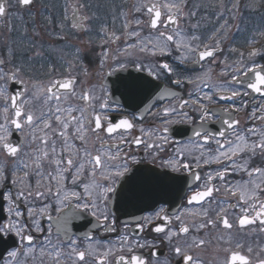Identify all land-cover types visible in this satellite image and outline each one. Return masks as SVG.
<instances>
[{"label": "flooded vegetation", "instance_id": "1", "mask_svg": "<svg viewBox=\"0 0 264 264\" xmlns=\"http://www.w3.org/2000/svg\"><path fill=\"white\" fill-rule=\"evenodd\" d=\"M188 1V0H187ZM5 2V0H0ZM164 0H34V3L25 8L16 3V0H6L8 5L7 14L0 17V60L4 63L0 64V70L3 73L11 74L18 68L21 69L17 77V81L22 83H12L9 81L7 90L8 94L21 93L20 100H30L26 104L25 110H31L39 115L40 111L47 112V107L43 105V96L40 99L33 97L34 92H38L39 88H46L49 82L56 79H64L69 76L74 77L75 95L68 94L67 101H63L64 89H59L62 95L61 107L67 108L71 105L75 109H83V118L86 127L87 148L95 155L98 151L116 153L119 151L123 157L125 153L129 155H137L138 157H147L143 163L134 165L136 168L148 169L153 168L156 172L167 171L168 176L177 177L175 180L167 181L163 187L154 191H148L139 198L132 200H117L112 197V203L108 208L109 221H97L95 217L88 212L81 213L78 217H72L68 222V234L63 231V225L58 229L56 223L57 213L55 206L50 210L53 217L52 220L47 217H41L40 223L45 229L43 233L32 231L34 241L31 245L26 242L20 246V255L16 258H10L6 254L0 264H57L55 254L60 253L59 264H98L103 259V253L112 249V254L107 257L108 264H115L116 259L120 255L128 257L131 253L125 247L120 248V239L122 235H128L129 239L139 238L155 239L156 247L151 251H156V257L150 256V250L137 249L138 254H143L153 264H183L172 251L177 244L184 248L185 251L200 262V264H225L230 256L231 251H236L249 258L251 264H258L259 260L264 259V225L257 220L254 224H250L241 228L238 224V217L242 214L239 209H229L226 213L229 222L233 225L231 229H224L221 224L215 227L209 226L199 229L200 223H206L207 219H215V211H218L219 202L227 200L231 204L237 203V198L227 194L224 191V184L219 179H214L211 184L221 189L220 192H214L212 198H208L199 204H189V198L198 190H203L206 176L215 173L223 168L229 167L232 161L225 160L222 164L216 163L212 159L217 155L216 149L219 147L215 140L221 143L231 139L235 141V134H244L249 141L259 139V133L264 132V120L257 119L264 115V109L259 106L264 104V97L259 94L251 93L248 96H241L235 100H221L220 96H228L231 94L228 89H239L242 92L244 88L240 84L230 83L233 74L247 80L250 77H244L243 72H235L237 68H243L244 65H251L253 62L264 65V27H261L257 35H254L256 28L241 26L243 14L252 16L251 11H241L237 17V25L233 27L220 26V20L223 19L219 10L214 14L213 27H189L186 28L188 34L198 35L200 47L196 52H188L185 48L177 49L176 47V31L170 26L165 28L163 23L157 29H151L148 26L149 14L144 5L149 3H163ZM83 4L84 7L79 6ZM73 5L79 8L78 16H87L89 19L85 22L87 31L79 28H73L76 23L73 19ZM140 8V11H136ZM165 15L161 20L166 19ZM236 12L234 11V14ZM230 15L233 12H229ZM264 22V10L259 13ZM67 16V19H65ZM244 17V18H245ZM142 23L137 26L136 21ZM180 20V18H179ZM222 22V21H221ZM179 23V22H178ZM63 24V30L60 25ZM125 24L128 25L125 28ZM139 32V36H132L130 33ZM159 32L172 34L175 42H168V52L170 54L164 56H153L150 52H141L139 48L142 46L141 41L146 43L145 38H155ZM39 33V35H37ZM115 33L119 40L113 42L108 40L107 36ZM163 40V38H161ZM211 41V42H209ZM217 42H219L217 44ZM255 49L260 50L261 54L249 59L248 53L252 50V44ZM207 44L214 49V55L208 57L203 62L198 59V52L204 50ZM135 45V47H129ZM149 47H151L149 45ZM79 50V51H77ZM108 52V57L101 65L102 53ZM39 53V55H37ZM243 53V57L241 56ZM184 62L181 63L180 61ZM124 64L123 70L112 72L113 67L118 63ZM168 63L177 69L180 76L169 75L161 71L159 79H154L147 74V68L155 67L157 63ZM145 66L144 71H137V65ZM71 65V67H69ZM109 73H112L111 75ZM250 75V74H249ZM180 78L183 80L181 85H176L173 80ZM193 81L189 83L188 81ZM3 81H0L2 84ZM26 89V91H24ZM85 90L90 91L93 96L101 97L107 101V107L100 109L101 101H92L91 106L84 100L80 99V94ZM212 96L209 101L205 97ZM189 101L183 109L179 107L182 101ZM192 101H199L207 106L210 110L211 119L204 122L203 128L215 135V140L205 143L202 137H196L194 131L200 128L201 121L199 112L194 109L198 108V104ZM4 101L0 100V106ZM54 102H49L51 106ZM246 104V107L242 106ZM233 106L239 108V111H233ZM175 107L177 114L165 117L162 115L165 108ZM257 108L253 116V109ZM228 111L225 112L224 110ZM187 112L193 119L186 122L182 120L179 112ZM110 117L113 122H118L121 118L131 120L135 127L125 133L123 138L125 141H131L135 137L152 143H162L157 140L158 136H167V142L163 143L164 151L160 153L163 158L179 159L183 153L184 162L192 165L188 171L172 172L160 167V160L154 163L151 157L145 152L144 144L139 146L131 143H120L121 134H114V138L108 137L101 133V138L105 142L103 148L101 141L97 140L95 135L88 128V122H92L94 126V117L96 114ZM161 113V115H157ZM13 112L10 108L9 116ZM62 118L65 114H61ZM72 115L80 118V111H73ZM175 121L173 123L164 124V120ZM238 120L239 124L234 129H229L223 120ZM0 122H3L0 117ZM107 120L102 121L105 125ZM53 129H59V125L55 122L54 117L51 120ZM39 127H25L23 132H17L18 142L14 144L20 145V153L17 158L7 156L0 149V165L5 166V170H10L13 165L23 159L29 163L31 167L30 182L35 190V184L40 177L35 175L36 168L33 163L36 156L41 155L37 149H43L45 146L41 143V137L47 132L48 145L47 150L51 153L53 141L57 149V155L63 153L67 156L69 152H75L80 149V155H83L84 145L78 139H75L73 133L75 130V122L69 128V149L64 141L52 129H43V125L38 121ZM167 127L169 130L164 133L162 129ZM145 129L141 132L140 129ZM255 128L257 135L247 132V129ZM123 131V130H121ZM219 131H224L225 136H219ZM33 136L36 138L33 139ZM203 136V132H202ZM14 137H10L11 140ZM195 145H203L198 148ZM118 146V147H116ZM227 147V145H226ZM224 149H221L223 151ZM150 151H157L155 148ZM201 153H204L201 156ZM250 153H244L241 157H236L238 163H243V159ZM199 157L201 166L196 167L194 158ZM204 159H209L208 164H203ZM223 160V157H221ZM122 159L116 161H108V164L122 163ZM41 171L45 174L49 171H55V164L52 162L51 154L48 159H41ZM264 167V158L260 155L254 157L249 168ZM193 173H199L201 179L196 180ZM23 175V172H20ZM97 181L101 184L106 183L100 172H97ZM253 179L259 182L258 174ZM249 180L246 172L232 173L226 175L225 181L228 184L243 182ZM84 182L89 183L87 172L84 175ZM44 183H47L45 180ZM264 188V184L261 185ZM83 194L82 188H76ZM264 199V194L261 195ZM46 201L35 200L32 206L37 210L42 207ZM6 208L7 205L5 204ZM27 207L21 202V211L25 213L24 223L31 224V220L27 217ZM160 208H164L162 215L170 218V223L162 220H154L145 231L141 232L138 228L139 224H144L143 217H154ZM209 209V216L204 217L200 213L203 209ZM249 216L255 213L249 210ZM180 216V220L176 217ZM114 221L115 232L106 231L101 226ZM156 224L165 226L166 232L171 229L179 230L181 224L189 228L187 234H180L173 237L171 243L160 240L163 234L157 236L156 233L149 229ZM51 225L52 235L48 237L50 243L45 241L48 235V228ZM90 237V238H89ZM15 239V238H14ZM203 239L205 243L199 247L196 244ZM70 240H75V247L79 251L86 252L85 261H79L71 252ZM7 244L10 250L17 248L19 245L9 240ZM237 244L241 247L237 248ZM31 248L32 251H28ZM252 251L249 252L248 249ZM43 249V253L42 250ZM26 253V254H25Z\"/></svg>", "mask_w": 264, "mask_h": 264}, {"label": "snow or ice", "instance_id": "2", "mask_svg": "<svg viewBox=\"0 0 264 264\" xmlns=\"http://www.w3.org/2000/svg\"><path fill=\"white\" fill-rule=\"evenodd\" d=\"M184 0H164L163 3H149L144 5L149 14L148 26L151 29H157L161 23L167 28L169 25H176L178 27L179 18L182 15V7ZM16 3L21 7H29L34 3V0H16ZM238 5L234 4L233 7ZM7 3L0 2V17H3L7 14ZM73 7V19L76 21L72 25L73 28H79L81 30L87 31L85 22L89 19L87 16H78L77 13L79 8L75 5ZM83 8L84 5L79 6ZM166 10V19L161 20V17L165 15ZM136 11H140V8H137ZM195 15V13H193ZM67 19V16H65ZM142 21L137 20L136 24L139 26ZM63 24L60 25L61 30H63ZM128 25L125 24V28ZM223 27V26H222ZM39 35V33H37ZM132 36H139L140 33L132 32ZM180 33L176 32V36H179ZM163 38V40H161ZM192 40H197L198 37L193 36ZM108 40L113 42L119 40V37L115 33H111L107 36L105 43ZM147 41L144 43L141 41V47L139 51L141 52H150L153 56H164L170 54L168 52V42H175V37L172 34H167L165 32H159V35L155 38V41L152 38H145ZM219 42H217L218 44ZM149 45L151 47H149ZM129 47H135V45H129ZM177 49L186 48L189 52H196L200 47L196 45L193 47L190 44L186 43H176ZM79 51V50H77ZM214 49L210 48L207 44L204 45V50L198 52L200 60H204L207 57H212L214 55ZM261 52L258 49H252L248 53L249 59H252ZM39 55V53H37ZM243 57V53H241ZM108 57V52L104 51L102 53L101 65L105 63ZM181 63L184 61L181 60ZM4 61L0 60V64H3ZM71 67V65H69ZM124 64L122 62L118 63L116 67H113L112 72L123 70ZM145 66L138 64L137 71H144ZM21 69H17L11 74L3 73L0 70V81H3L0 84V100L4 101L3 105L0 106V117H2L3 122H0V149L4 153L12 158H17L20 153V145L14 144L11 140V136L14 132H23L25 127H29L35 131L36 127H39L37 122L39 121L43 125V129H52L59 137L64 141V144L70 149L72 145L69 144V128L75 122L74 137L81 141L84 145L83 155H80V149L76 151L69 152L67 156H64L61 153L57 155V149L55 146V141H53L51 147V153L47 150L48 139L47 132L44 136L41 137V143L45 146L43 149H37L36 151L40 152L41 155L36 156L33 163L35 164L36 172L35 175L40 177L37 179L35 184V190H33V185L30 182V172L28 169L31 165L25 162L23 159L18 160L13 167L6 171L5 166L0 165V244L7 243L9 240H12L14 244L19 245L17 248L7 251V255L10 258L18 257L20 253V246L25 242L28 245H31L34 241V236L31 234L32 231L43 233L45 229L40 223L41 217H47V219L52 220L50 210L55 206V211L58 214L56 223L58 229L63 225V231L65 234H68V222L72 217H78L83 212L90 213L91 216L95 217L99 222L109 221L108 208L112 203V197H115L117 200H132L139 198L148 191H154L157 188H161L167 181L175 180L177 177L168 176L167 171L156 172L153 168L140 169L136 168L133 170L134 165H139L144 162L147 157H138L137 155L124 154L123 157L120 156L119 151L116 153L110 152H100L98 151L93 155L87 148V138H86V127L83 118V109H75L71 105L67 108L61 107L62 104V95L59 92V89H64L63 101H67L68 94L75 95V84L76 80L74 77H67L64 79H56L49 82V86L46 88H39L38 92L33 93V97L40 99L43 96V105L48 106L47 112L41 110L39 115L35 114L31 110H25V105L30 103V100H20L21 93L17 92L15 94H8L7 86L9 81L12 83H17L22 81H17V77ZM161 71L169 74L180 76V73L177 69L173 68L170 64L157 63L155 67L147 68L148 76L159 79ZM243 72L244 77H248L251 74L250 79L244 80L240 76L233 74L231 77L230 83H236L243 86L244 91L242 92L239 89H228L231 92L228 96H220L221 100H235L241 96H248L250 93L259 94L261 97H264V65L257 64L253 62L251 65H244L243 68L235 69V72ZM110 75L112 73H109ZM189 83L193 81L189 80ZM173 83L176 85H181L183 80L177 78L173 80ZM26 91V89L24 90ZM80 99L84 100L86 103L91 106L92 101H101L102 98L98 96H93L90 91L85 90L80 94ZM207 100L211 101L212 96H206ZM49 102H54L49 106ZM189 101H182L179 107L183 109L185 105H188ZM193 104H198V108L194 109L199 112V119L201 121V126L194 131L196 137H202L205 143H208L212 140H215V135L211 132H208L203 128L204 122L211 119L210 110L207 106L199 101H192ZM246 107V104L242 105ZM101 110L107 107V101L102 100L99 104ZM12 109V116H9V110ZM260 109H264V104L259 106ZM259 110L257 108L253 109L252 115H255V112ZM73 111H80L81 117L78 118L72 115ZM225 112L228 110L225 109ZM233 111H239V108L233 106ZM61 114H65L62 118ZM177 114V109L175 107L165 108L162 115L165 117ZM183 121L191 122L192 117L189 116L187 112L178 113ZM161 115V113H157ZM54 117L55 122L59 125V129H53L51 123L52 118ZM257 119L264 120V115L256 117ZM107 120L105 125L102 121ZM175 121L164 120V124H170ZM223 123L227 125L229 129H234L236 125L239 124L238 120H223ZM135 124L127 119L121 118L118 122H113L110 117L103 116L101 114H96L94 117V126L92 122H88V128L95 135L97 140L101 141V147L103 148L104 141L101 138V133L106 134L108 137L114 138V134L120 133L121 140L120 143H131L137 146L144 144L145 152L148 156L151 157V161L154 163L157 159L160 160V167L165 170H171L172 172H180L181 170L188 171L192 168V165L188 162H184L183 153L180 154L179 159L173 158H163L160 153L164 151L162 144L167 142V136H158L157 140L162 143H156L155 141L149 143L140 137H135L131 141H125L123 136L125 133H129ZM123 130V131H121ZM168 128L164 127L162 131L164 133L168 132ZM140 131L143 133L145 129L141 128ZM203 132V136H202ZM247 132L252 135H257V130L255 128L247 129ZM219 136L224 137L225 132L219 131ZM36 137L33 136V139ZM215 143L219 145L216 149L217 155L212 159L216 163H223L225 160L232 161V163L227 168H223L215 173V175L209 174L206 176L203 190L196 191L188 200L189 204L194 202L199 204L203 201H206L208 198L213 197L214 192H220L221 189L216 187L214 184H211V181L214 179H219L222 184H224V191L237 198L236 204L229 203L226 199L219 202L218 211H215V219H207L206 223H200L198 225L199 229H203L209 226L215 227L218 223L223 226L224 229H231L233 225L229 222V219L226 215L229 209L238 208L240 213L238 217V224L241 228H244L247 225L254 224L257 220L264 225V199H261V195L264 194V188L261 187L264 184V167H252L249 168L251 160L260 155L261 158H264V132L259 133V139L256 141H249L246 139L244 134L236 133L235 141L229 139L224 143H221L220 140H215ZM227 145V147H226ZM198 148H202L203 145H195ZM118 147V146H116ZM156 149L157 151H150L151 149ZM221 149H224L221 151ZM244 153H250L246 158L243 159V163H238L234 158L241 157ZM51 154L52 162L55 164V171H49L46 176L40 170L41 159H48ZM204 153H201L203 156ZM223 157V160L221 159ZM122 159V163L119 164H108V161H116ZM196 161L195 166L200 167L201 161L199 157L194 158ZM209 159H204L203 164H208ZM246 172L249 180L243 182H236L235 184H228L225 181V177L230 172L239 173ZM20 172H23V175H20ZM87 172L90 182H84V175ZM97 172H100L102 178L106 183H99L96 179ZM259 177V182L257 179H253L254 175ZM196 180H200L201 177L199 173H193ZM47 183H44V181ZM76 188H82L83 194L79 191H76ZM40 200L46 201L43 203L42 207L37 210L32 206L33 201ZM21 202L27 207V217L31 220V224L24 223L25 213L21 211ZM7 205L5 208L4 205ZM249 210H252L255 215L249 216ZM165 212L164 208H160L158 212L155 213L154 217H143L145 223L139 224L138 228L141 232L145 231L149 225L153 224L154 220H162L170 223V218L167 215H162ZM204 217L209 216V209L205 208L200 213ZM177 220H180V216L176 217ZM105 227L106 231L115 232L116 228L114 227V221H111L107 224L101 225ZM151 232H154L159 236L163 234L162 239L160 240L163 243L164 240H167L169 243L172 242L173 237L180 234H187L189 228L181 224L178 232L169 229L166 232L165 226L161 224H156L154 227L149 229ZM264 230V229H262ZM48 235L45 236V241L50 243L48 237L52 235L51 225L48 228ZM15 238V239H14ZM90 238V237H89ZM120 239V248L123 250L125 247L128 252L131 253L130 256L125 257L120 255L115 264H153L147 257L143 254H138L137 249H149L150 256L156 257L158 253L156 251H151L156 247L155 239L148 240L144 239L141 241L139 238L130 240L128 235H122ZM205 241L201 239L196 247L203 245ZM76 241L70 240L71 252L69 255L74 254L79 261H85L86 252L79 251L75 247ZM241 247L240 244H237V248ZM28 251H32L31 248ZM43 253V249L41 250ZM172 251L175 253V256L179 258V261H183V264H200L199 261L194 260V258L185 251L180 245L173 247ZM249 252L252 251L251 248L248 249ZM229 258L226 260L225 264H251L248 257L242 255L239 252L231 251ZM26 254V253H25ZM112 254V249L107 250L103 253V259L99 260L98 264H108L107 257ZM55 258L57 264H59L60 253L56 252ZM2 259V257H0ZM5 264H8L6 261ZM158 264V262H156ZM258 264H264V259L259 260Z\"/></svg>", "mask_w": 264, "mask_h": 264}, {"label": "rangeland", "instance_id": "3", "mask_svg": "<svg viewBox=\"0 0 264 264\" xmlns=\"http://www.w3.org/2000/svg\"><path fill=\"white\" fill-rule=\"evenodd\" d=\"M257 1V0H256ZM245 1L244 0H195L193 3L190 0H184L183 4L181 5L182 7V15L180 17L179 20V30L177 32L180 33L179 36L177 37L176 42L177 43H186V44H190L193 47H195L197 45V42H199V39L197 40H192L191 38L194 35H191L190 33L188 34V31H186V28L189 27H197L200 26L201 24H199L197 21H195V15H193V13H195L196 11H208V10H219L220 14H224L226 11L233 12L232 15L235 16L234 21L237 19L238 14L243 10L246 9L247 7V3H246V7H245ZM255 0L252 1V7L255 10L258 7L257 3H254ZM257 2H260V0H258ZM236 4L238 5L237 7H233V5ZM230 5H232V7H230ZM234 11L236 12L234 14ZM233 27V25L231 26ZM235 27V26H234ZM233 27V28H234ZM210 42V41H209ZM251 49H255V44H252V48ZM186 51H188L185 48ZM189 52V51H188Z\"/></svg>", "mask_w": 264, "mask_h": 264}, {"label": "trees", "instance_id": "4", "mask_svg": "<svg viewBox=\"0 0 264 264\" xmlns=\"http://www.w3.org/2000/svg\"><path fill=\"white\" fill-rule=\"evenodd\" d=\"M260 10H264V5L260 8ZM254 14L251 16H246L245 18L242 19V23H241V26H245V27H256V21L257 19H259V17ZM212 22V20H211ZM260 26H262L261 24H259Z\"/></svg>", "mask_w": 264, "mask_h": 264}, {"label": "water", "instance_id": "5", "mask_svg": "<svg viewBox=\"0 0 264 264\" xmlns=\"http://www.w3.org/2000/svg\"><path fill=\"white\" fill-rule=\"evenodd\" d=\"M170 26H171L172 28H175V27H176V25H170ZM198 59H199V57H198ZM206 59H208V57L205 58L204 60H200V59H199V61H200V62H203V61H205ZM248 77L252 78V77H251V74H250ZM10 247H11V246H9L7 243L0 244V257H2V259H3L4 255L7 253V251L10 249ZM2 259H0V261H1Z\"/></svg>", "mask_w": 264, "mask_h": 264}]
</instances>
